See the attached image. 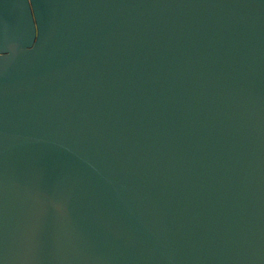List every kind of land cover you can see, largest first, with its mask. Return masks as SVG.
I'll return each instance as SVG.
<instances>
[{
	"label": "water",
	"instance_id": "water-1",
	"mask_svg": "<svg viewBox=\"0 0 264 264\" xmlns=\"http://www.w3.org/2000/svg\"><path fill=\"white\" fill-rule=\"evenodd\" d=\"M0 264H264V0H0Z\"/></svg>",
	"mask_w": 264,
	"mask_h": 264
}]
</instances>
